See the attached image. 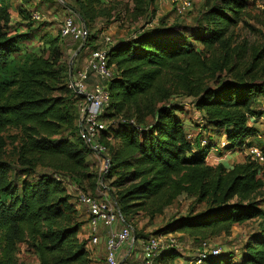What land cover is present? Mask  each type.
<instances>
[{"label": "trees", "instance_id": "trees-1", "mask_svg": "<svg viewBox=\"0 0 264 264\" xmlns=\"http://www.w3.org/2000/svg\"><path fill=\"white\" fill-rule=\"evenodd\" d=\"M155 1L132 0L129 11L140 16ZM259 1L205 0L204 23L162 20L111 46L109 65L115 76L109 82L107 118L121 119L103 133L111 159L105 180L117 174L109 186L121 188L113 196L126 222L132 224V215L141 210L151 217L162 213L184 192L198 202L208 201V208L174 218L153 235L175 226L201 246L213 237L229 235L237 223L264 218L258 200L243 203L259 191L264 202V166L250 155L252 160L230 170L221 163L209 164L207 156L215 146L211 135L205 144L202 132L191 139L187 121L176 114L182 104L175 100L192 97L202 119L224 133L227 149L252 146L248 139L259 132L249 120L259 113L254 107L264 97V81L257 78L259 56L250 66L237 68L234 29ZM98 2L77 0L90 27L99 14L94 7ZM10 23V5L0 0V131L14 126L22 132V162L0 157V237L5 240L0 264H16V245L26 239L35 247L40 264H88L87 242L77 238L76 200L61 179L89 192L81 182L93 175L87 159L92 150L79 134L76 138L73 128L79 97L64 80V49L55 37L48 50L29 54L20 63L13 55L30 36L12 34ZM111 135L119 141L116 148L107 143ZM38 165L54 168L40 172ZM25 173L32 178L22 177ZM93 177L96 189L99 175ZM235 197L241 201L232 202ZM142 238L137 234L136 242ZM226 253L208 254L202 264H232ZM181 255L176 246L164 248L155 262L175 264ZM240 255L239 264H264L263 221ZM191 261L185 264H194Z\"/></svg>", "mask_w": 264, "mask_h": 264}, {"label": "rangeland", "instance_id": "rangeland-1", "mask_svg": "<svg viewBox=\"0 0 264 264\" xmlns=\"http://www.w3.org/2000/svg\"><path fill=\"white\" fill-rule=\"evenodd\" d=\"M98 4H95V11L99 14L91 20L92 24V36L100 39L101 30L106 31L110 36H114V33L108 32V27L111 30L119 28L124 30V35L129 36L142 27H151L158 25L165 21L167 24L180 23L185 25L194 24L197 21L205 22L203 13L207 10L204 2L205 0H192V6L190 9L183 12L178 11L177 4L180 0H156L151 3L146 12L140 16L131 15L130 8H133L134 3L132 0H98ZM10 5L11 13V33H28L30 37L26 38L20 43L17 53L13 56L20 63L24 62V59L29 54H40L44 50H48L51 44V40L57 37L60 44L67 50H64V71L63 76L68 86H71V73L74 75L77 70L85 68L87 65V59L94 46V40H91L87 44L82 42H75L72 39H62L60 37V27L62 21L67 16L74 17L78 22H85L82 18L79 10L77 0H5ZM40 12V19H33L32 12ZM115 26V27H114ZM105 29V30H104ZM112 32V31H111ZM234 46L236 47L237 56V68H246L255 61V56H259L255 68H258L259 73L257 78L264 81V0H260L256 7H251L250 15L245 16L238 26L234 29ZM94 38V39H95ZM61 39V40H60ZM114 40V39H113ZM114 42V41H113ZM197 46L202 48V44L197 42ZM80 47V48H79ZM79 48L78 51H76ZM71 49V51H69ZM77 52V53H76ZM74 53V55H73ZM74 67V68H70ZM70 69H73L71 72ZM75 76V75H74ZM73 76V78H74ZM73 88V87H72ZM181 105V109L177 111V115L181 116L185 120H189L193 125H186L191 139H195L197 135L202 132V138H208L211 135V143L214 144L207 156V162L213 166L218 164H224L227 170L232 169L237 164H243L247 160H252L249 156V148L245 149H227V141L224 133H220L219 129H215V126H211L204 121L203 114L194 106L192 97H177L175 99ZM257 112V116L250 118L249 124L255 126L258 129L259 134L248 139L250 145H255L264 151V97H261L254 107ZM121 118H110L109 122L112 125H118ZM78 119L74 121L73 128L76 132V138L78 135ZM207 125L208 128L200 127L201 125ZM223 130V129H220ZM203 139V140H204ZM22 132L20 128L14 126H8L0 131V157L10 163L18 162L22 160L19 158V149L21 148ZM110 147H118L119 141L109 136L107 139ZM90 162V172L93 173L92 177L84 178L81 183L89 189L88 191L96 194L95 181L93 176H97L100 173L102 166V160L99 155L91 153L88 156ZM261 165L264 166V163ZM24 168V166L22 167ZM25 168H28L25 164ZM53 166L38 165L37 169L41 172L43 170L52 171ZM55 172V171H54ZM22 177L32 178L33 174H21ZM117 178V174L108 178L107 185ZM72 184L67 183L69 193H72L76 200L75 204L77 212L75 214V222L80 224V230L77 235L79 241H84L86 248L89 250V263L88 264H103L102 258L98 260L97 256L106 255V249L104 247V238L97 246H91L88 241L89 237V224L87 208L82 202L81 195L87 193L84 190H74L71 187ZM98 187V186H97ZM111 193L116 195L120 192L121 188L116 186H109ZM92 190V191H91ZM95 190V191H94ZM262 192L253 194L243 203L257 201L262 203L261 208H264V202L261 200ZM241 201L239 197L233 198L232 202ZM73 201V200H72ZM73 201V202H74ZM208 201L198 202L196 196L193 197L186 192L180 194L172 203L168 204L164 211L156 216L151 217L148 212L143 210L136 212L132 215V224L134 226V234L137 236L148 237L163 230L168 226L174 218L186 215L191 211L200 212L208 208ZM261 221L264 222V218L256 217L248 221L237 223L233 226L230 234H221L220 236L213 237L209 240L208 246L210 248H220L221 251H225L227 260L229 259L232 264H239L241 258V252L244 250L246 243L250 236L260 230ZM120 227V226H118ZM173 226L169 230L162 231V237L165 238L163 245L167 244V240L174 238L177 243V249L181 252V259L177 260L175 264H185L186 260L196 258L199 253L200 245L196 244L193 239L189 238L186 234L174 230ZM176 228V227H175ZM105 230V234L108 232ZM103 233V237L104 234ZM107 235V234H106ZM1 236V234H0ZM5 246V240L0 237V255ZM16 253L14 255V261L16 264H40V258L36 252L35 247L31 245V242L26 239L25 241L18 242L16 245ZM102 253V255H101ZM231 256V257H230ZM1 257V256H0ZM195 263V261L193 262Z\"/></svg>", "mask_w": 264, "mask_h": 264}, {"label": "built area", "instance_id": "built-area-1", "mask_svg": "<svg viewBox=\"0 0 264 264\" xmlns=\"http://www.w3.org/2000/svg\"><path fill=\"white\" fill-rule=\"evenodd\" d=\"M192 0H180L177 9L180 12L190 9ZM34 19H40V12H32ZM105 30V29H104ZM101 45L93 48L87 59L85 68L77 70L73 75L71 73V85L79 97L78 105V134L85 145L91 148L92 153L100 156L102 166L99 173V182L96 194L91 192L81 195L82 202L87 208L89 237L91 246H97L102 241L105 234V260L107 264H121L119 261L118 250L126 243H135L134 226L125 221L115 197L106 183L105 175L111 166V159L107 145L103 142V133L109 128V119L107 118L108 108L111 103V91L109 82L115 76V71L109 65V52L114 44L112 36L106 31L101 30ZM62 38L80 41L87 44L92 36V29L86 22H78L74 17L67 16L62 21L60 27ZM72 71V69H71ZM74 76V78H73ZM189 137H191L189 135ZM205 144L206 140H202ZM251 158L259 163H264V151L259 147L252 145L248 151ZM60 179V177H59ZM64 182L70 183L62 178ZM71 184V183H70ZM74 190H79L75 185H71ZM120 226V227H118ZM162 235H150L147 238L140 239L142 262L141 264H156L155 259L161 250L177 246L174 238L167 240L163 245L165 238ZM207 241H203L199 247V253L193 258L191 263L202 264L208 254L218 255L220 248H210Z\"/></svg>", "mask_w": 264, "mask_h": 264}, {"label": "crops", "instance_id": "crops-1", "mask_svg": "<svg viewBox=\"0 0 264 264\" xmlns=\"http://www.w3.org/2000/svg\"><path fill=\"white\" fill-rule=\"evenodd\" d=\"M111 27H108L107 31L110 32V33H114V36H113L114 43L119 41V40H121V39H125V38L130 36V35L129 36H125L123 29H119V28H116L114 26L115 27L114 30H111ZM75 42H78V41H75ZM101 44H102L101 43V39L95 38L94 39L93 48H95L97 46H100ZM79 48L76 51H78ZM63 49L67 50L65 47ZM69 51H71V49H69ZM73 55H74V53H73ZM71 68H74V67H71ZM186 121H187L186 124L188 126L192 124L191 121H189V120H186ZM102 238H104V247H105V237H102ZM118 254H119V261H120L121 264H141V262H142V252H141L140 239L137 242H135V243H132V242L131 243H126L125 245L121 246L119 248V250H118ZM101 255H102V253H101ZM97 257L98 258H96V259H98V260H101L102 258H105L103 256H100V257L97 256ZM103 264H107L105 259L103 260Z\"/></svg>", "mask_w": 264, "mask_h": 264}]
</instances>
